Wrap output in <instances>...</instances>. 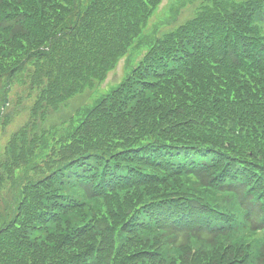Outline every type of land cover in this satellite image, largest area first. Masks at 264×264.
Returning a JSON list of instances; mask_svg holds the SVG:
<instances>
[{
	"label": "trees",
	"instance_id": "16d2710c",
	"mask_svg": "<svg viewBox=\"0 0 264 264\" xmlns=\"http://www.w3.org/2000/svg\"><path fill=\"white\" fill-rule=\"evenodd\" d=\"M195 2L0 0V264H264V0Z\"/></svg>",
	"mask_w": 264,
	"mask_h": 264
},
{
	"label": "rangeland",
	"instance_id": "374dc122",
	"mask_svg": "<svg viewBox=\"0 0 264 264\" xmlns=\"http://www.w3.org/2000/svg\"><path fill=\"white\" fill-rule=\"evenodd\" d=\"M185 1H188V0H164V3L156 11L148 28L145 30V34L148 36V39L150 38L149 35H152L154 28L156 26L158 27V25L161 27V32H164L170 29V24L167 21L170 20V17H172L175 14L174 6L177 3L179 5L183 4ZM199 1L200 0H196L195 5H197ZM188 7L189 5L185 6V15L182 14V17L179 18L180 20L183 18L185 19L186 18L185 16L188 15L187 14ZM176 23H178V21ZM147 47L148 45L144 44L141 47H135L134 49H131L128 55L121 61L119 67L113 72H111L107 81L103 84V86L100 87L99 92L97 90L95 96L106 93L108 90H110L114 86H117L132 71V69L139 64L140 59L143 57V55L147 51ZM77 104H78L77 102H74V106H76ZM14 128H16V126H12L9 132H12ZM9 196H13V195L9 193Z\"/></svg>",
	"mask_w": 264,
	"mask_h": 264
}]
</instances>
